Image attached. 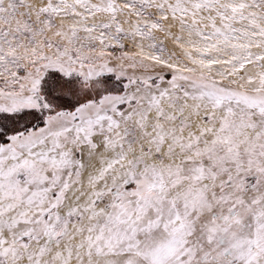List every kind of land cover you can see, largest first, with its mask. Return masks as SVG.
<instances>
[{
  "label": "snow or ice",
  "instance_id": "1",
  "mask_svg": "<svg viewBox=\"0 0 264 264\" xmlns=\"http://www.w3.org/2000/svg\"><path fill=\"white\" fill-rule=\"evenodd\" d=\"M0 264H264V0H0Z\"/></svg>",
  "mask_w": 264,
  "mask_h": 264
}]
</instances>
